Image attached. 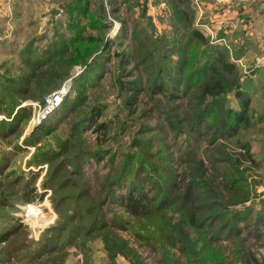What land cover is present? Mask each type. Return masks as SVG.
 Masks as SVG:
<instances>
[{"label":"rangeland","instance_id":"rangeland-1","mask_svg":"<svg viewBox=\"0 0 264 264\" xmlns=\"http://www.w3.org/2000/svg\"><path fill=\"white\" fill-rule=\"evenodd\" d=\"M196 1L188 0L192 17L182 27L171 0H11V13L0 15V233L9 235L0 240V264H264V223L256 222L264 203L257 98L252 125L239 140L209 144L188 131L196 88L176 101L148 90L158 69L175 73L177 50L187 62L183 77L202 63L205 48L190 38L191 28L229 52V40L206 27L208 14ZM231 3L262 5L264 14V0ZM54 14L60 16L46 20ZM257 35L255 41H264V30ZM70 79L65 103L31 127L32 104ZM226 101L237 105L232 93ZM92 107L100 112L96 128L80 129L79 116ZM126 165L155 170L153 179L173 183L178 201L194 194L198 205L214 203L212 213L226 220L234 211L243 214L230 234H213L210 243L207 226L190 227L177 203L154 217H131L108 201ZM235 177L245 181L247 201L230 204L237 198L224 182ZM25 184L32 188L28 203L20 198ZM142 189L150 197V184ZM113 191L125 195L126 187ZM30 206L41 215L28 217Z\"/></svg>","mask_w":264,"mask_h":264},{"label":"trees","instance_id":"trees-1","mask_svg":"<svg viewBox=\"0 0 264 264\" xmlns=\"http://www.w3.org/2000/svg\"><path fill=\"white\" fill-rule=\"evenodd\" d=\"M171 6L177 5L178 10L174 11V15L179 12L180 25L183 27L185 21H189L192 17L188 0H171ZM190 38L197 41L205 48V54H203L202 63L198 64L194 69L188 73L185 77L186 60L183 58V51L177 50L175 56L177 57L172 63L175 73L170 72L168 69H158V75L155 77L154 82L148 88L153 94H157L165 98L167 101H176L179 98H185L190 95V92L197 90V112L195 117L188 120V131L191 134L205 137L207 143L214 144L220 140H239L240 133L252 125V108L251 100L252 95L246 88V84L241 82V72L239 68L234 64L232 60L233 55L227 52V49L219 46H209L206 38L195 28L190 29ZM178 48V47H176ZM211 49V51L209 49ZM224 75H228L231 78L226 80ZM163 78V79H162ZM166 81L171 85L167 86ZM75 82V81H74ZM246 83V82H245ZM75 85V83H74ZM134 88H130L129 92H133ZM137 91V90H135ZM233 94L234 99L237 102L235 108L230 107L226 101L227 94ZM44 98V97H43ZM68 98L65 99V101ZM43 100V99H42ZM42 100L40 102H42ZM65 101L63 103H65ZM63 105V104H62ZM56 113V111L54 112ZM54 113L51 115L53 116ZM100 112L97 107L90 108L87 112L84 111L78 118L76 126L80 125V129L84 126V129H90V126H96V117ZM50 116V117H51ZM49 117V118H50ZM264 117V111L257 116V122H262ZM49 118L47 120H49ZM46 120V121H47ZM45 121V122H46ZM104 127L102 124L97 126V129ZM77 128L73 126L72 130L76 132ZM96 128V127H95ZM105 128V127H104ZM106 129V128H105ZM241 148L249 151V145L247 141L241 142ZM101 157V156H100ZM155 170L145 171L144 167L136 166L134 168L124 166L120 169L117 176L112 181L111 191L108 196L110 203L115 202L114 205L121 207L125 214L134 218H150L154 217L153 213L171 207L174 204H178V210L186 217V223L190 227L200 231L207 226L208 231L205 239L210 243L212 235H220V233L227 232L230 234L232 230L233 222L243 214L238 211L230 214V219L226 220L219 214L212 213V205L204 203L198 205L197 197L192 194H183L178 201V197L174 194V184H166L163 178V182H159L153 179ZM162 175V173H159ZM165 174L171 177V170L165 172ZM150 184L151 189L147 192L150 197L142 192V185L144 182ZM228 183V185L226 184ZM245 184L242 177L230 178L224 182L226 190L231 192L237 200L231 201L230 204L242 203L247 201V196L244 194L242 186ZM126 187L125 195H114V188ZM141 187V188H140ZM23 185L21 191V200L23 203L33 201L30 198L32 194V188ZM137 192V195H135ZM209 193V192H208ZM203 205V209L201 206ZM206 211L205 215L198 217L200 212ZM256 217V222L264 223V203L262 211ZM200 218V219H199ZM245 219V218H244ZM262 220V221H261ZM220 222V223H217ZM217 224V225H216ZM216 226V227H215ZM210 230V231H209ZM238 235V230L235 236ZM9 235L5 232L0 233V240L6 239ZM197 239L196 242H198Z\"/></svg>","mask_w":264,"mask_h":264},{"label":"crops","instance_id":"crops-1","mask_svg":"<svg viewBox=\"0 0 264 264\" xmlns=\"http://www.w3.org/2000/svg\"><path fill=\"white\" fill-rule=\"evenodd\" d=\"M202 1L204 0H197L196 4L202 15L208 14L203 18L204 24L210 23L206 27L216 30L215 34L219 33L220 39L229 40L228 48L234 60L241 59L244 63H248L251 59L262 60V66L243 81L246 82V88L252 95L251 108H254L252 102L256 97L259 102L257 107L262 113L264 111V41H255L258 28L264 30L262 5L258 8L250 4L244 8L234 7L232 0H205L208 2L204 3ZM9 5L11 6V0H0V15L6 16L11 13ZM239 32H244L243 39L237 36ZM257 95H260V98Z\"/></svg>","mask_w":264,"mask_h":264},{"label":"built area","instance_id":"built-area-1","mask_svg":"<svg viewBox=\"0 0 264 264\" xmlns=\"http://www.w3.org/2000/svg\"><path fill=\"white\" fill-rule=\"evenodd\" d=\"M59 16L60 14H54L52 17H46V20H56V18ZM232 61L241 72V82H243L246 77L250 76L253 71L258 70L262 66L261 59H255L251 65L244 63L241 59ZM70 88L71 79L64 82L58 89L46 95L42 102L32 104L33 116L31 118L30 126L33 127L45 122L62 105L63 101L67 97V94L69 93ZM261 194V197L264 198V188L262 189Z\"/></svg>","mask_w":264,"mask_h":264},{"label":"bare ground","instance_id":"bare-ground-1","mask_svg":"<svg viewBox=\"0 0 264 264\" xmlns=\"http://www.w3.org/2000/svg\"><path fill=\"white\" fill-rule=\"evenodd\" d=\"M42 210V209H41ZM25 211L28 215V217L30 218H36L38 217L39 215H41V211H39L38 209H36L35 207H28V208H25Z\"/></svg>","mask_w":264,"mask_h":264},{"label":"water","instance_id":"water-1","mask_svg":"<svg viewBox=\"0 0 264 264\" xmlns=\"http://www.w3.org/2000/svg\"><path fill=\"white\" fill-rule=\"evenodd\" d=\"M33 128H35V126H33Z\"/></svg>","mask_w":264,"mask_h":264}]
</instances>
